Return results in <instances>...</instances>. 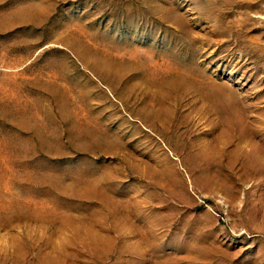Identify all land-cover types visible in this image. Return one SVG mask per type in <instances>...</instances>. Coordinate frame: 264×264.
Masks as SVG:
<instances>
[{"label": "rangeland", "instance_id": "374dc122", "mask_svg": "<svg viewBox=\"0 0 264 264\" xmlns=\"http://www.w3.org/2000/svg\"><path fill=\"white\" fill-rule=\"evenodd\" d=\"M0 264H264V0H0Z\"/></svg>", "mask_w": 264, "mask_h": 264}]
</instances>
